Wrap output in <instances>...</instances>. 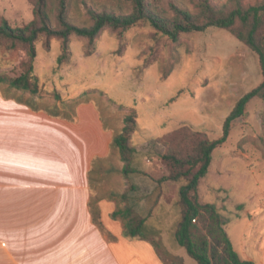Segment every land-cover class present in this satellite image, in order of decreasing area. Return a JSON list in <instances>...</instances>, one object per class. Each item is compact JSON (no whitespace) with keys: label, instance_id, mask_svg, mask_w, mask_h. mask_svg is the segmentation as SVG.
Listing matches in <instances>:
<instances>
[{"label":"rangeland","instance_id":"obj_1","mask_svg":"<svg viewBox=\"0 0 264 264\" xmlns=\"http://www.w3.org/2000/svg\"><path fill=\"white\" fill-rule=\"evenodd\" d=\"M200 1L146 3L171 18L175 8L197 13ZM210 1L215 5L228 2ZM259 1L242 0L245 5ZM65 5L67 20L78 26L91 25L88 10L115 15L133 10L130 0H66ZM47 8L50 25L57 28L56 0H47ZM33 18L28 0H0V22L5 20L15 28ZM33 45L37 92L1 81L0 92L33 110L67 119H74L82 109H94L111 136L120 132L124 117L134 113L138 128L129 142L141 154L144 172L130 174L128 180L123 177L118 150L110 146L109 156L97 161L90 174L92 208L99 212L97 201L102 197L122 205V193L128 198L142 183L154 184L159 192L150 213L157 217L147 227L155 224L159 234L147 237L165 262L185 264L182 254L186 252L174 239L180 217V184L161 180L167 174L161 162L162 138L182 126L209 139L220 137L235 102L263 79L257 54L223 28L184 32L173 40L144 21L129 28L104 27L93 41L75 34L66 41L41 34ZM28 50L27 44L18 43L12 49L0 45V72L29 60ZM197 195L220 212L236 250L243 244L257 251L264 232L263 99H251L243 115L231 123L226 140L212 152Z\"/></svg>","mask_w":264,"mask_h":264},{"label":"crops","instance_id":"obj_2","mask_svg":"<svg viewBox=\"0 0 264 264\" xmlns=\"http://www.w3.org/2000/svg\"><path fill=\"white\" fill-rule=\"evenodd\" d=\"M111 138L94 109L67 119L0 92V264H165L147 235H123L110 216L115 199L100 198L94 219L89 172L96 158L109 156ZM142 184L128 198L154 222L159 190ZM236 251L264 264V232L256 252L243 244Z\"/></svg>","mask_w":264,"mask_h":264},{"label":"trees","instance_id":"obj_3","mask_svg":"<svg viewBox=\"0 0 264 264\" xmlns=\"http://www.w3.org/2000/svg\"><path fill=\"white\" fill-rule=\"evenodd\" d=\"M28 1L32 5L34 18L24 26L15 28L2 20L0 45L4 44L8 49H12L18 43L27 44L30 59L21 61L13 69L0 72V81L31 93L37 92L38 81V77L32 73V58L35 54L33 44L41 34L58 36L64 41L71 34H75L93 41L104 27L129 28L144 21L176 40L184 32H200L207 27H218L229 31L257 54L263 79L259 85L243 94L235 102L224 119L221 136L209 139L190 127L182 126L162 138L165 149L161 155V162L167 171L161 180L180 184V217L174 230L176 245L183 247L187 255L197 264H256L240 257L223 226L220 212L213 204L199 200L197 187L208 171L213 150L226 140L231 123L243 115L251 99L256 97L264 100V0L252 5H245L242 0H228L223 5H215L210 0H201L197 13L192 14L175 8V16L171 18L155 10V6L146 3V0H130L133 10L128 14L115 15L88 10L92 20L89 26H78L69 22L66 16V0H56V17L59 25L57 28L50 25L47 0ZM58 60L62 61V55L58 57ZM137 128L136 115L127 114L123 119L120 132L112 135L110 143L111 147L118 150L122 161L120 172L127 180L130 174L144 172L141 154L129 142L132 132ZM99 160L101 159H95L89 172V179ZM120 200L123 204H117L110 216L121 221L125 237L134 239L159 234L158 231L148 230L147 218L136 211L126 193L120 195ZM90 207L94 219L97 220L99 212L93 210V201H90ZM163 262L168 264L164 260Z\"/></svg>","mask_w":264,"mask_h":264}]
</instances>
